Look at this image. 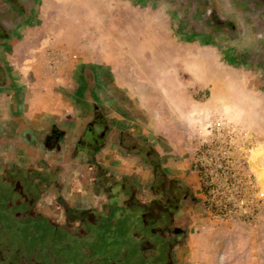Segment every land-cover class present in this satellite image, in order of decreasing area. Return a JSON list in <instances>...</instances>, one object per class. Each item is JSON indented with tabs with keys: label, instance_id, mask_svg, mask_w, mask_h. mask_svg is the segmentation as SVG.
I'll return each mask as SVG.
<instances>
[{
	"label": "crops",
	"instance_id": "crops-1",
	"mask_svg": "<svg viewBox=\"0 0 264 264\" xmlns=\"http://www.w3.org/2000/svg\"><path fill=\"white\" fill-rule=\"evenodd\" d=\"M46 9L42 0H0L7 29L0 37V264H196L193 245L210 250L213 264H264L263 223L215 218L202 205L188 204L187 196L179 197L172 218L170 196L163 194L166 208L148 223L135 205V185L143 204L156 199L149 187L170 188L173 181L192 186L190 176L198 174L192 161L174 160V136L157 132L156 114L146 116L150 122L136 119L144 92L169 88V77L159 87L133 71L129 78L81 84L80 70L88 64L73 63L67 69L80 84L68 88V79L27 61L39 52L11 50L23 39L15 32ZM172 105L179 102L164 103ZM98 123L107 133L96 145ZM147 146L158 153L160 175Z\"/></svg>",
	"mask_w": 264,
	"mask_h": 264
},
{
	"label": "rangeland",
	"instance_id": "rangeland-1",
	"mask_svg": "<svg viewBox=\"0 0 264 264\" xmlns=\"http://www.w3.org/2000/svg\"><path fill=\"white\" fill-rule=\"evenodd\" d=\"M44 1L47 9L34 12L36 22L34 18L15 32L23 39L17 40L12 53L39 52L27 61L48 66L56 77L68 79V88L74 91L80 81L68 72L73 63L75 68L88 64L85 71L80 70L81 84L88 79L92 84L102 78H129L128 72L133 71L136 79L139 74L145 83L159 87L169 77V88L144 92L134 109L139 110L136 119L144 121L156 114L157 132L166 129L174 136V160H190L193 165L195 148L207 137L212 123L235 127L249 170L264 187V64L256 55L257 42L232 33L205 32L196 25L192 5L186 0ZM96 64L101 69L94 68ZM166 102H179V106L165 107ZM189 182L192 186L181 182L188 204L202 205L206 213L200 175H191ZM190 253L196 264H213L210 250L193 245ZM204 255H209L207 260ZM107 258L121 263L118 255Z\"/></svg>",
	"mask_w": 264,
	"mask_h": 264
},
{
	"label": "built area",
	"instance_id": "built-area-1",
	"mask_svg": "<svg viewBox=\"0 0 264 264\" xmlns=\"http://www.w3.org/2000/svg\"><path fill=\"white\" fill-rule=\"evenodd\" d=\"M236 136L235 127L212 123L207 137L195 148L193 166L213 217L258 226L264 224V187L250 172L246 149Z\"/></svg>",
	"mask_w": 264,
	"mask_h": 264
},
{
	"label": "flooded vegetation",
	"instance_id": "flooded-vegetation-1",
	"mask_svg": "<svg viewBox=\"0 0 264 264\" xmlns=\"http://www.w3.org/2000/svg\"><path fill=\"white\" fill-rule=\"evenodd\" d=\"M191 3V9L196 16V25L206 32L211 33H232L237 34L240 38H248L250 41L258 43L257 57L259 61L264 64V0H186ZM17 3V2H16ZM241 33V34H240ZM7 35V29L3 25L2 18L0 17V37ZM242 38V39H243ZM243 39V40H245ZM260 57V58H259ZM94 126V125H93ZM100 129L99 135H94L93 144H102L105 134L107 133V127L98 123L95 125ZM95 126L93 128H95ZM92 128V129H93ZM91 129V130H92ZM52 133V132H51ZM58 132L53 136L54 139H58ZM97 136V137H96ZM177 183V184H176ZM169 182L161 186L156 185L154 188L149 187L150 194H154L155 201H146L143 204L139 201L140 195L138 194V186L134 187V200L136 207L140 208L143 212L149 224L155 222L154 216L159 212L164 211L165 205H162L163 194L167 196L169 194V202L167 211L173 218L176 212L178 199L181 196H187L186 187L177 182ZM175 184V185H174ZM15 190H19L17 186H14ZM165 189V192H163ZM168 189H170L168 191ZM20 191V190H19ZM169 192V193H168ZM162 196V197H161ZM167 197H165L164 201ZM173 221V220H172ZM173 243V240L172 242Z\"/></svg>",
	"mask_w": 264,
	"mask_h": 264
},
{
	"label": "trees",
	"instance_id": "trees-1",
	"mask_svg": "<svg viewBox=\"0 0 264 264\" xmlns=\"http://www.w3.org/2000/svg\"><path fill=\"white\" fill-rule=\"evenodd\" d=\"M136 145H137V143H136V141H135L134 146H136ZM138 147H139L140 149H143L142 147H144V146H141V145L139 144ZM145 147H146V146H145ZM147 148H148V151H149V160H150L151 164L155 167V169H156V174H157V175L162 174L163 171H162L161 166H160V164H159V156H158V153H157L155 150H153V148H152L151 146H147ZM143 150H144V149H143ZM144 151H145V150H144ZM159 186H161V184H159Z\"/></svg>",
	"mask_w": 264,
	"mask_h": 264
}]
</instances>
